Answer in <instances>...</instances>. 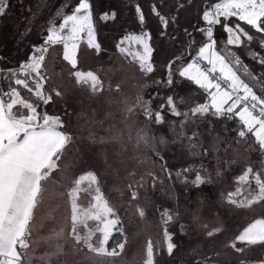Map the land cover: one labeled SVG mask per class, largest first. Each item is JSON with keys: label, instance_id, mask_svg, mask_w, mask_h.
Masks as SVG:
<instances>
[{"label": "rangeland", "instance_id": "rangeland-1", "mask_svg": "<svg viewBox=\"0 0 264 264\" xmlns=\"http://www.w3.org/2000/svg\"><path fill=\"white\" fill-rule=\"evenodd\" d=\"M25 1L10 0L7 16L0 19V57L3 58L0 59V68L4 70L10 67L15 71L21 63L30 62L31 46L40 45L51 26L49 22L53 21L58 27L63 17L72 14L79 2L44 0L38 15H34L37 11L31 6L24 12ZM218 2L220 0H90L96 41L102 40L111 47V41L115 42L114 34L121 36L122 31H126L125 36H121V43L122 49H128L130 59L123 57L125 51L121 60L126 61L129 69L141 70L140 81L130 78L117 81L115 70L112 82L117 83L114 87L105 85L107 87L104 88V101L115 109L126 96L120 112L127 115L132 111L131 106L136 104L130 93L134 91V83L139 91L145 86L142 103L138 100L143 109L140 114L144 123L136 130V135L141 142L133 147L138 159L132 162L128 157L124 162L129 148L126 145V150H123L113 138L104 149H98L102 143L96 132L93 150L83 147L81 151L72 152L74 161L78 158L74 168L76 173L74 176L62 174L60 184L65 197H70L72 202L66 199V203H62L63 209L57 205L56 214L52 212L45 216L44 238L41 239L44 241V252L30 250L23 253L22 264H264V237L255 238L253 231L249 234L245 231L246 225L243 226L254 213L246 201L252 196L253 202L264 200V186L258 185L264 182V154L261 148L256 147V140L245 136L248 129L244 124V130H237L234 142L219 151L223 140L230 136L228 125L239 121V118L228 120L210 113L203 117H177L170 112L168 96H173L177 111L185 113L207 103L208 97L198 86L178 76H174L178 83L171 87L163 86L170 63L179 68L190 62L191 58L185 53L189 39L184 35L185 29L197 42L203 38L197 31V28L207 27L202 20L203 12L210 10L212 3ZM136 3L145 13L144 24L138 22L134 8ZM153 4L166 18L176 17L167 29L162 28L151 12ZM30 11L34 12L31 16ZM58 12L61 15L57 16ZM106 12H115L116 18L101 19ZM29 21H32L31 34L22 36ZM223 24L213 26L214 39ZM136 28L138 35L150 33L152 49L163 52L159 59L151 56L152 73H146L140 67L138 54L143 53L142 45L128 38L134 35ZM43 31L44 35H41ZM161 31L165 33L163 37ZM55 42L61 43L63 49L60 56L71 64L81 43L90 46L87 45L86 33L80 38L65 32L61 38L50 41L49 48H53L51 44ZM117 45H112L114 50ZM53 55L51 49L43 54L38 70L33 63L39 62L38 56L34 58L31 63L35 72H16L10 82L8 74L4 75V86L7 84L12 88L11 96L7 91L2 96L9 98L3 106L7 114L25 119L24 90L32 84L35 86L33 92L41 85L50 86L49 79L61 72L53 68ZM177 56L183 57L179 63ZM120 76L123 75L120 73ZM17 78L29 83L28 87L22 84V94L14 88ZM71 80L81 85L82 96V87L88 92V88L96 85L95 76L89 70H75L71 73ZM120 81L129 84L126 95L119 98L123 91ZM115 94L118 97L114 98ZM11 101L18 106H12ZM161 105L164 107L161 108ZM28 108L34 111L30 106ZM158 112L162 117L154 116ZM158 119L163 122L157 123ZM250 119L254 123L259 120ZM48 124L51 126L53 122ZM257 124L264 130V122ZM239 136L243 138L240 144L236 141ZM51 166H54L52 161L50 176L60 181V170ZM36 210L34 205L32 221L35 220ZM111 233L119 234V241L116 240L113 245L110 243L108 247L106 241ZM60 235L75 236L72 250L59 248Z\"/></svg>", "mask_w": 264, "mask_h": 264}, {"label": "trees", "instance_id": "trees-1", "mask_svg": "<svg viewBox=\"0 0 264 264\" xmlns=\"http://www.w3.org/2000/svg\"><path fill=\"white\" fill-rule=\"evenodd\" d=\"M43 3L44 0H26L23 3V10L25 12L26 9L31 6V9H36L35 11H37V6ZM33 14V11L29 12V16ZM135 30L136 31L134 32V35H138V28H136ZM125 32L126 31H122L123 34L121 36H125ZM40 34L44 35V31ZM121 36H117L116 34H114L113 36V40L115 42L111 41V44L114 46L115 44H118L115 47V50L112 45L110 47L109 44H106V42L102 40L99 42L97 41L100 44L99 52H97L96 49L91 48V46H86L81 43L79 45V48L77 47L76 49L75 56L73 58V64L67 62L65 58L60 56V53H62L61 51L63 49L61 43L55 42V45L51 44L53 48H49L50 45H48L44 52H40L38 54L33 53V55H36L35 58L38 56L39 59V62L36 61L33 63H35L38 70L40 68V60L41 58H43V54L45 55L49 49L52 50V53L54 54L53 68L61 72L55 73L53 77L49 79L50 86L41 85L40 89H37L36 92H33L35 86L34 84H32L28 88H26V90H24L25 95H23L22 91L20 90L22 85H14V88L17 89L20 94H22V98L24 99L26 117H24L25 119L23 120V118L21 117L15 118L12 115L10 116L6 113L5 110L4 112L16 127L17 134L26 129L27 126H50L48 124V122L50 121L53 122V125L51 126L58 129L62 134L61 143L49 159V161H52V164H54V166H51V168H57L58 170H60L59 176L61 180L56 181V179L54 178L55 176H53V178L52 176H50V162L44 167V171L47 170L46 173L44 172V179L42 180V190L44 189V218L46 215L51 214L52 212L56 214L58 212V209L55 208L57 205H59L63 209L62 203H66V199L71 200L70 197H65V194L62 191V187L60 186L62 181V174L68 173L71 176H74V174L76 173V171H74V168L78 161V158L77 161H74L75 157H73L72 152L81 151L83 147H89V149L93 150V139L97 138L96 136H94L96 133H98V136L100 137L99 140L102 143V145H99L98 149H104L106 145H108V143L112 141L113 138L119 146L123 147V150H126V145L129 148L128 154L126 155V157H124V162L128 157L132 162H134L136 158L138 159L136 154L133 152V147L137 142H141V140H137L139 136L136 135V130L139 129L140 126H142V124L144 123L140 114V112H143V109H141L140 106L142 103V93L143 90H145V86L142 91H139L137 85L134 83V91H129L134 96L136 104L131 106L132 111L127 115L122 114L120 112V109H122V105L125 102V95L128 91V88H126V86L129 84V82L122 83V81H120V84H122L123 86V91L122 95L118 96L119 98L125 96V98L121 103L122 105L119 104V107H117V109L113 108L108 101L107 103L104 101V99L106 98L104 88H106L107 86L111 85L112 87H114L117 81H119L120 79L123 81H127V78H130L133 81H140L139 76L141 75V70H139V68L136 69L135 67V71L131 70L126 66V61L121 60L123 59V57L128 58L129 56L128 49L125 48L124 51H121V49L124 48L121 43ZM204 39L205 38L203 37L199 39L198 42L203 41ZM125 51L126 54L124 55ZM86 55H88L89 57H87ZM162 55L163 52L160 51L155 52L153 50L152 52V58L159 59L158 56L161 57ZM192 55H195V53L192 52L191 49H189L187 57L191 58ZM58 58H60V60ZM61 65L62 68L60 69ZM5 70L8 72H6ZM5 70L0 68V98L3 106L5 100H9V98H2V96L6 93H10L9 96L12 95V88H10V86L7 84L6 86H4L3 83V77L5 74L7 75L9 73L10 67L6 68ZM75 70H89L95 76L96 85L94 87L88 88V92H86L82 87L84 96L80 95L81 85L76 84L71 80V73H73ZM115 70L118 77L116 79V83H113L112 74ZM120 73L123 76L119 77ZM7 78L10 82L11 76H9V74ZM5 91L7 92L5 93ZM113 96L114 98L118 97L116 94ZM49 98L52 101L46 105L43 104L42 100L46 101ZM138 100H140V104ZM13 105L18 106L17 103L13 104L12 102V106ZM28 106L33 108L34 111L31 112L32 110L30 111ZM111 115H113V117H111ZM110 120H113V122ZM228 127L229 129L231 128L230 136L223 140V147L219 151H223V149L234 142V138L237 135V130H244V125L241 122L238 125L235 123H230ZM226 130L228 131V128ZM107 133L108 136L106 135ZM90 134L92 135V137L90 136ZM245 136L252 139L248 132H246ZM239 137L236 138V141L240 144L243 138ZM140 138H143L142 134H140ZM242 147L243 146H241V148ZM256 147H258L257 143ZM102 154H104L103 151ZM145 160L149 161V159L146 157ZM61 164L64 165L62 166ZM78 176L79 175H76V177ZM75 196L77 197L78 195ZM105 199H107L106 196ZM118 237L119 234L111 233L106 241V245L109 247L110 243L112 245L116 244V240L119 241ZM17 253L19 254V259L21 260L22 254L18 249Z\"/></svg>", "mask_w": 264, "mask_h": 264}, {"label": "snow or ice", "instance_id": "snow-or-ice-1", "mask_svg": "<svg viewBox=\"0 0 264 264\" xmlns=\"http://www.w3.org/2000/svg\"><path fill=\"white\" fill-rule=\"evenodd\" d=\"M43 5L37 6L38 15L39 9ZM10 7V0H0V18L6 17L8 9ZM182 7V6H181ZM93 5L90 0H79L78 4L74 8L72 14L63 17L62 22L57 27L53 21L49 23L51 26L47 29L46 36L42 37L40 45L32 46V53L44 52L48 47L50 41L54 38H61L65 32H71L72 34L79 35L86 33L87 45L94 48L99 52L100 44L96 41L93 28ZM135 13L137 15L138 22L144 24L145 13L139 3L134 5ZM151 12L158 18L160 25L163 29H167L170 23H174L175 16L166 18L158 11L156 4L151 5ZM61 15L60 12L57 16ZM221 17L225 20L228 18L236 17L239 21L244 22L251 29H254L256 33L264 34V0H220L211 6L210 10L203 12L202 20L206 22V28H197V31L204 36V40L197 42L192 33L185 29L184 35L189 39L186 41V50L191 49L195 55L191 56L190 62H187L184 66L175 68L173 64L168 65L167 78L164 87H171L178 83V80L174 79V76H178L181 79L187 80L194 85L202 89L208 97V102L199 104L190 109L189 112L177 111L178 107L173 99V96L167 97V105L170 106V112L179 117L183 115L199 116L203 117L205 114L210 113L214 117H223L228 120L238 117L240 122H246L247 119L258 117L256 122H264V94L257 95L250 87L248 83L237 74V70H241L245 73L250 81L259 83L256 77L249 72L248 67L242 64L240 58L230 49H224V54L221 51L216 50V40L214 39V25L221 24ZM116 13L112 12L104 13L101 19H115ZM31 23L26 27L25 31L21 33L22 36L31 34ZM224 31L228 34L227 45L240 47L247 42H252L254 36L249 34L244 27L238 23L234 27L229 24H223ZM160 35H165L164 31H161ZM242 37L244 39H242ZM150 33L143 32L141 35H133L129 39L134 40L137 44L142 45L143 53L138 54L140 67L146 73L153 72V64L151 63V56L153 49L149 44ZM259 46L264 49V38L259 41ZM55 45V44H53ZM124 51V49H121ZM30 53V62L21 63L19 69L13 71L9 70V76L16 75V72L23 71L28 73L30 70L35 72V67L31 61L36 55ZM190 54V53H189ZM253 59H256L259 64L264 65V56L258 52L248 53ZM0 59H3L0 57ZM183 57H177V63H179ZM16 85L29 86L28 81L22 79H15ZM156 83H160L157 81ZM222 84L225 85L222 87ZM52 100H42L43 104H48ZM164 105H161L163 108ZM162 117L161 113H154ZM162 119H158L157 123H162Z\"/></svg>", "mask_w": 264, "mask_h": 264}, {"label": "crops", "instance_id": "crops-1", "mask_svg": "<svg viewBox=\"0 0 264 264\" xmlns=\"http://www.w3.org/2000/svg\"><path fill=\"white\" fill-rule=\"evenodd\" d=\"M252 121L247 119L241 123L246 125L264 154V130ZM61 141V132L46 125L27 126L17 134L0 98V264H22L24 255L20 260L17 249L21 254L30 250L44 252V241H41L44 238L42 180L47 172L44 171L46 162ZM258 185L264 186V182ZM251 198L246 203L254 213L243 226L246 225L245 231L249 234L253 231L255 238L264 237L259 233L264 234V200L253 202ZM34 205L37 210L32 221ZM59 237V248L72 250L75 236Z\"/></svg>", "mask_w": 264, "mask_h": 264}, {"label": "flooded vegetation", "instance_id": "flooded-vegetation-1", "mask_svg": "<svg viewBox=\"0 0 264 264\" xmlns=\"http://www.w3.org/2000/svg\"><path fill=\"white\" fill-rule=\"evenodd\" d=\"M213 5L214 4L212 3V6ZM221 22L227 23L229 24V26H233V27L239 23L241 27H244L247 31H249L250 35L254 36V40L252 42H247L245 40V43L241 45L240 47L229 46L227 45L228 34L224 31V28L222 26V29L221 30L219 29L215 33L216 48H217V51H221L222 54H224V49L230 48L240 58V60L242 61V64L248 67L249 72H251L252 75L256 77V80L259 81V83L250 81L249 77L239 69H236L237 74L241 77L242 80H244L245 83H248L250 87H253V88L255 87L254 89L256 90L255 92L257 93V95L264 94V65L259 64L256 59H253L248 54L249 52H258L262 56H264V49H261L258 43V41L261 38H264V34L260 35L259 33H256L254 29H251L244 22L239 21L238 18H229V20L228 19L225 20L223 17H221ZM242 39L244 38L242 37ZM257 50H260V51H257ZM188 51L185 50V53L188 54ZM171 59L172 58H170L169 61ZM239 123L240 121L235 122V124L237 125ZM195 176H197L196 172H195Z\"/></svg>", "mask_w": 264, "mask_h": 264}, {"label": "built area", "instance_id": "built-area-1", "mask_svg": "<svg viewBox=\"0 0 264 264\" xmlns=\"http://www.w3.org/2000/svg\"><path fill=\"white\" fill-rule=\"evenodd\" d=\"M256 118H258V117H256ZM259 119V118H258Z\"/></svg>", "mask_w": 264, "mask_h": 264}]
</instances>
